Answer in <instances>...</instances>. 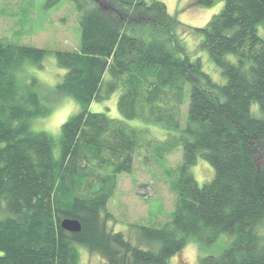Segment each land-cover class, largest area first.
<instances>
[{"label": "trees", "instance_id": "1", "mask_svg": "<svg viewBox=\"0 0 264 264\" xmlns=\"http://www.w3.org/2000/svg\"><path fill=\"white\" fill-rule=\"evenodd\" d=\"M73 1L78 49L0 39V264H80L82 248L107 264H171L191 241L209 248L220 240L223 251L198 264H264V0H225L205 26H188L225 83L191 58L186 26L164 1ZM49 55L66 70L55 92L80 107L57 136L33 129L51 108L40 80L21 73ZM118 90L122 118L91 110ZM127 120L181 131L168 149L183 148L168 170L173 211L133 225L131 239L108 230V204L119 174L152 139ZM199 158L214 169L202 185L192 172ZM64 218L81 230L63 229Z\"/></svg>", "mask_w": 264, "mask_h": 264}, {"label": "rangeland", "instance_id": "2", "mask_svg": "<svg viewBox=\"0 0 264 264\" xmlns=\"http://www.w3.org/2000/svg\"><path fill=\"white\" fill-rule=\"evenodd\" d=\"M151 1V0H149ZM166 3L169 13L177 14L185 24L181 34L188 43L192 59L200 58L204 71L214 80L225 83L226 77L211 59L205 49L200 48L202 38L193 33L191 27L205 26L212 16L221 11L225 0H215L214 5L196 4V0H162ZM190 28H189V27ZM188 27V28H187ZM259 34L264 38V23L258 27ZM81 26L73 0H0V39L19 43L32 44L52 50H74L80 47ZM66 70L57 64L54 55H49L41 67L27 64L22 78L31 74L40 80L38 86L43 102L50 106L46 116L36 117L32 121L34 130L46 131L59 135L61 125L80 107L72 98L55 92V85L62 79ZM27 79V78H26ZM121 90L113 93L102 102L91 105L92 111H104L111 117L122 118L118 109ZM185 112L186 107H183ZM129 124L143 126L136 120H127ZM186 124V115L182 116V128ZM147 139L151 145H145L135 154L133 170L119 174L115 192L108 204L112 218L107 220V228L122 231L127 237L135 234L133 225L154 224L169 218L175 205V194L170 188L168 170L182 162L183 148L176 149L174 139L181 131L168 130L159 124L144 125ZM168 141H171L167 144ZM159 144H161L159 146ZM159 147H158V146ZM166 149V150H164ZM192 167L195 178L202 185L214 176V169L204 158ZM226 247L221 244L201 248L191 241L178 255L171 259V264H198L201 254H218ZM80 264H107L98 252L81 249Z\"/></svg>", "mask_w": 264, "mask_h": 264}, {"label": "water", "instance_id": "3", "mask_svg": "<svg viewBox=\"0 0 264 264\" xmlns=\"http://www.w3.org/2000/svg\"><path fill=\"white\" fill-rule=\"evenodd\" d=\"M61 226L63 229L71 232H77L82 227L80 220L76 218H64L61 221Z\"/></svg>", "mask_w": 264, "mask_h": 264}]
</instances>
